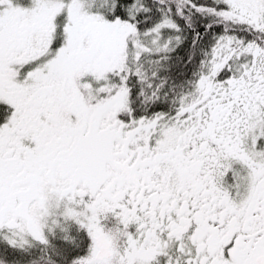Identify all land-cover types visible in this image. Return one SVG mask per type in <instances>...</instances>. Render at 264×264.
I'll return each instance as SVG.
<instances>
[{
	"label": "snow or ice",
	"instance_id": "1",
	"mask_svg": "<svg viewBox=\"0 0 264 264\" xmlns=\"http://www.w3.org/2000/svg\"><path fill=\"white\" fill-rule=\"evenodd\" d=\"M0 264H264V0H0Z\"/></svg>",
	"mask_w": 264,
	"mask_h": 264
}]
</instances>
